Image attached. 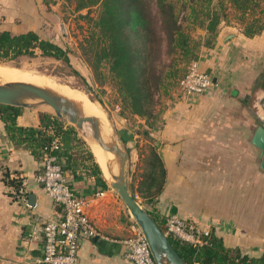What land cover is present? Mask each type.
Instances as JSON below:
<instances>
[{
    "label": "crops",
    "instance_id": "1",
    "mask_svg": "<svg viewBox=\"0 0 264 264\" xmlns=\"http://www.w3.org/2000/svg\"><path fill=\"white\" fill-rule=\"evenodd\" d=\"M15 2L0 0V19L17 16ZM197 62L201 71L212 75L213 89L192 97L176 95L161 125L151 132L152 146L166 169L153 210L165 219L176 214L212 229L227 247L259 257L264 255V169L252 138L256 113L261 112L242 101L252 99L256 108V98L264 97V32L247 38L240 28L222 25L214 48L204 49ZM250 83L260 85L252 88ZM40 113L48 112L24 108L18 124L39 127ZM136 149L134 145L130 151V162L139 158ZM41 171L42 160L14 145L0 120V264H44L41 228L61 209L37 182ZM68 174L77 194L95 198L102 192L81 170ZM22 178L27 179L25 197L19 192ZM102 193L87 209L95 226L114 239L131 236V229L103 202L108 190ZM79 264L133 263L121 243L84 239Z\"/></svg>",
    "mask_w": 264,
    "mask_h": 264
},
{
    "label": "trees",
    "instance_id": "2",
    "mask_svg": "<svg viewBox=\"0 0 264 264\" xmlns=\"http://www.w3.org/2000/svg\"><path fill=\"white\" fill-rule=\"evenodd\" d=\"M58 2L74 6L75 13L97 10L95 18L87 15L93 26L84 53L94 78H108L121 115L131 118L139 128L148 127L139 131L150 142L149 156L144 159L147 172L142 183L146 186L138 187L133 195L139 193L146 198L144 188L150 200H154L166 182V169L151 143V132L161 125L168 108V103L162 104V100L184 95L181 81L202 51L214 48L222 25L240 28L247 38L261 35L264 0L44 1L48 6ZM38 52L72 68L69 50L42 38L38 32L0 30V65L34 57ZM23 109L0 104V120L14 145L25 147L41 161L58 139L59 148L54 153L64 162V169L71 173L81 170L94 178L99 191L109 190L89 144L81 139L75 126L49 113L39 114V127L21 126L17 120ZM148 212L166 233V219L155 210ZM168 237L187 264H264V255L251 257L239 248H229L212 229L202 246H193L170 234Z\"/></svg>",
    "mask_w": 264,
    "mask_h": 264
},
{
    "label": "rangeland",
    "instance_id": "3",
    "mask_svg": "<svg viewBox=\"0 0 264 264\" xmlns=\"http://www.w3.org/2000/svg\"><path fill=\"white\" fill-rule=\"evenodd\" d=\"M44 1L45 0H16L15 4L12 6L16 8L17 16L14 18L13 15L11 17L8 15L7 18L4 16L0 19V30H10L12 33H19L27 30L38 32L42 38L49 39L69 50L72 68L66 67L61 61L44 57L39 52L34 57H23L13 64H3L0 66L14 68L16 71H26L35 76L45 77L51 82H55L60 87L61 92H54L58 95H66L72 92L76 96H79L75 92L77 89L81 91L83 98L86 97V95H84L85 93L88 97L94 99L105 113L115 138H120L123 141L121 147L129 154V159L130 151L133 149L134 145L138 148L136 150L139 158L135 156V159L131 162L128 161L127 164V183L133 194V192L138 190V187L142 188L146 186L142 181H146L145 174L147 170L144 159L149 156L148 147L150 146V142L149 139L145 138L139 131L141 129L145 130L148 127L139 128L131 118L126 119L121 115V107L117 95L112 85L108 84V78H104L103 76L100 80H96L88 65L84 52L87 46L86 40L90 36L93 23L88 20L87 15L95 18L97 16V10L93 8V10L90 11L84 10L75 13L73 10L74 6H67L62 2L48 6L45 5ZM19 10L22 11L20 16L18 14L20 12ZM199 32L202 33L201 30ZM74 71H76L77 74L74 73ZM250 84L252 88L255 87V85H260V83ZM87 90H89L88 93ZM174 100L175 98L169 101L164 99L162 100V104H164V102L168 103L169 107ZM28 102L39 106L41 105V102L37 100H30ZM242 102L244 103L243 106L247 108L251 107V109L258 111L257 108H253L252 99L247 102L243 100ZM40 109L55 116L53 110L47 106H42ZM61 119L71 124L67 118ZM257 121L259 120L257 119ZM78 133L81 139L84 140L80 130H78ZM129 144L132 146V149L128 148ZM96 161L98 162L97 158ZM99 164L103 170L102 164ZM115 175H117V170ZM105 179L109 184V194L102 199L103 202L110 206L111 214L114 213V217L125 222L126 226L131 229L134 219L120 199L117 191L111 187V184L114 182L113 178ZM143 190L145 196H147L146 198L139 193L135 197L147 211H153L156 199L150 200L147 189L143 188Z\"/></svg>",
    "mask_w": 264,
    "mask_h": 264
},
{
    "label": "built area",
    "instance_id": "4",
    "mask_svg": "<svg viewBox=\"0 0 264 264\" xmlns=\"http://www.w3.org/2000/svg\"><path fill=\"white\" fill-rule=\"evenodd\" d=\"M214 81L210 74L203 72L194 62L181 81L180 88L186 97L204 95L213 89ZM59 148L55 139L49 152L42 159V171L36 180L46 194L60 207L55 217L46 220L41 228L43 235L44 264H79V251L84 239H96L104 242L121 243L126 247V256L133 264H155L148 243L140 228L133 223L131 236L114 239L102 233L90 218L87 209L91 200L104 195L100 192L93 196L77 194L69 182L64 162L54 153ZM27 179H21L19 192L25 197ZM167 234L189 243L202 246L207 243L209 230L188 222L176 214L166 218Z\"/></svg>",
    "mask_w": 264,
    "mask_h": 264
},
{
    "label": "water",
    "instance_id": "5",
    "mask_svg": "<svg viewBox=\"0 0 264 264\" xmlns=\"http://www.w3.org/2000/svg\"><path fill=\"white\" fill-rule=\"evenodd\" d=\"M88 92L89 90H87ZM89 99L91 102L97 103L94 99L90 97ZM30 100L40 101L41 105L29 103ZM0 104L25 109L47 106L53 110L55 116L67 118L80 131L85 124H88L91 129V140L97 143L103 151L113 155V159L107 163L108 171L114 180L111 187L117 191L134 219V223L143 233L155 264H187L172 245L168 234L161 229L151 214L131 193L127 183L129 154L122 149L121 144L123 141L120 138H115L111 127L109 140H106L102 135V126L98 118L81 116L68 99L52 92L50 89L29 83L15 82L0 85ZM262 123V125L257 126L252 143L261 151L260 164L264 169V121ZM116 170L117 175H115Z\"/></svg>",
    "mask_w": 264,
    "mask_h": 264
},
{
    "label": "bare ground",
    "instance_id": "6",
    "mask_svg": "<svg viewBox=\"0 0 264 264\" xmlns=\"http://www.w3.org/2000/svg\"><path fill=\"white\" fill-rule=\"evenodd\" d=\"M29 83L39 87L50 89L52 92H61L60 87L55 83L51 82L49 79L41 76H35L26 71H16L14 68L1 67L0 66V85L6 83ZM79 96H76L72 92L67 93L66 95H60L68 99L72 105L77 109L78 113L81 116L86 117H96L101 122L102 135L106 140H109L110 126L106 119L105 113L101 109L98 103H93L90 101L87 94L85 98L82 97L81 91L76 89L75 91ZM81 134L84 140L91 147L94 155L96 156L99 163L102 164L105 178H112V175L109 173L107 168V163L113 159V155L102 150V148L91 140V129L88 124H85L84 128L81 130ZM98 163V164H99ZM100 165V164H99ZM101 167V165H100ZM102 169V167H101Z\"/></svg>",
    "mask_w": 264,
    "mask_h": 264
},
{
    "label": "flooded vegetation",
    "instance_id": "7",
    "mask_svg": "<svg viewBox=\"0 0 264 264\" xmlns=\"http://www.w3.org/2000/svg\"><path fill=\"white\" fill-rule=\"evenodd\" d=\"M254 104H256V108L261 112V115L256 113L258 120L260 119V121H257V124L260 123L258 125H262V122L264 121V97H262V99L261 96L258 99L256 98Z\"/></svg>",
    "mask_w": 264,
    "mask_h": 264
}]
</instances>
